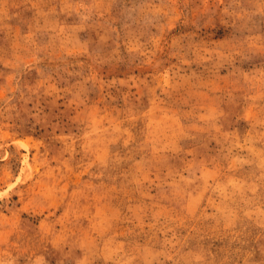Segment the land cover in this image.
<instances>
[{"label": "rangeland", "instance_id": "obj_1", "mask_svg": "<svg viewBox=\"0 0 264 264\" xmlns=\"http://www.w3.org/2000/svg\"><path fill=\"white\" fill-rule=\"evenodd\" d=\"M0 264H264V0H0Z\"/></svg>", "mask_w": 264, "mask_h": 264}]
</instances>
